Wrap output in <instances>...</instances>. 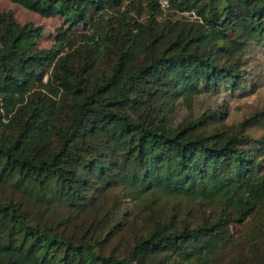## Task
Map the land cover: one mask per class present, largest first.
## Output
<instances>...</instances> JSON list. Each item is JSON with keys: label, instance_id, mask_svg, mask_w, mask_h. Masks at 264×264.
<instances>
[{"label": "trees", "instance_id": "obj_1", "mask_svg": "<svg viewBox=\"0 0 264 264\" xmlns=\"http://www.w3.org/2000/svg\"><path fill=\"white\" fill-rule=\"evenodd\" d=\"M10 1L0 264H264V0Z\"/></svg>", "mask_w": 264, "mask_h": 264}, {"label": "rangeland", "instance_id": "obj_2", "mask_svg": "<svg viewBox=\"0 0 264 264\" xmlns=\"http://www.w3.org/2000/svg\"><path fill=\"white\" fill-rule=\"evenodd\" d=\"M0 12H12L21 24L33 23L35 25H43L45 27V37L41 42L43 48H49L53 44L52 38L49 37L50 34L54 33V30L59 26V21L56 19H44L39 15L32 13L25 8L12 3L10 0H0ZM258 58L262 65H264V56L258 55ZM263 80V81H262ZM259 82H261V87L258 92L248 98L238 99L231 96L223 95L220 102L227 101L230 113V122H239L241 120L250 118L256 112L264 109V77ZM211 99L206 97L199 98L195 104L196 113L205 109L210 104ZM264 130L258 129L254 132V135L259 137L263 134Z\"/></svg>", "mask_w": 264, "mask_h": 264}, {"label": "built area", "instance_id": "obj_3", "mask_svg": "<svg viewBox=\"0 0 264 264\" xmlns=\"http://www.w3.org/2000/svg\"><path fill=\"white\" fill-rule=\"evenodd\" d=\"M159 2V4L161 5L162 8L167 9L169 8L170 4L168 0H157ZM187 16L189 14H186Z\"/></svg>", "mask_w": 264, "mask_h": 264}]
</instances>
